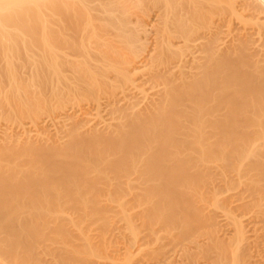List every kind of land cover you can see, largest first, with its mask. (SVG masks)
I'll return each instance as SVG.
<instances>
[{"label":"bare ground","instance_id":"bare-ground-1","mask_svg":"<svg viewBox=\"0 0 264 264\" xmlns=\"http://www.w3.org/2000/svg\"><path fill=\"white\" fill-rule=\"evenodd\" d=\"M57 96L0 137V264H264V0H0V117Z\"/></svg>","mask_w":264,"mask_h":264},{"label":"rangeland","instance_id":"rangeland-1","mask_svg":"<svg viewBox=\"0 0 264 264\" xmlns=\"http://www.w3.org/2000/svg\"><path fill=\"white\" fill-rule=\"evenodd\" d=\"M145 69L144 68H142V69H140L139 71H140V73H139V77H141L142 75H143V72L142 71H144ZM141 73H142V75H141ZM63 97H61V96H57V97H55L54 99L53 98H49L48 100L49 101H51L50 99H52V101L55 103L56 102V104H54V105H52V107L51 108H49V109H47V110H45L44 111V113H45V116H44V113L42 114V118H40L39 120H40V122H41V124H39V123H37V122H35V120H33L32 118H30L31 116H29V115H27L25 112H26V110H25V112H24V118H23V120H20V121H17V122H14L13 121V123L15 124H13L12 122H10L11 120H9V118H8V116L9 115H14V114H18V112L19 111H13L12 110V112L11 111H9L8 110V112H6V111H4L5 113H6V115H5V113H4V116L3 115H1V117H4V118H2L1 119V117H0V137H4V136H6V135H10V134H14V133H16V131L18 132V131H20V130H22V128L23 129H27L30 133L32 132V136L33 137H39L40 136V139H46V136H47V132H50L49 134H53V133H55L54 131H55V125H59V124H61L62 123V120H65V118L66 119H68V117H72V115L74 114V112L76 111V110H78V108H79V104L81 105V106H85V105H87V107H89V103L91 104V103H95L94 102V99L92 98H87L86 100H89V101H87L86 102V100H84V101H78V103L79 102H81V103H77V104H75L76 103V101H71V98L70 99H67L66 97L64 98V99H62ZM64 101L62 104H61V101L62 100ZM67 101H66V100ZM54 100H57V101H54ZM61 100V101H60ZM71 102H70V101ZM90 101H92V102H90ZM57 103L59 104V105H57ZM61 104V105H60ZM83 104V105H82ZM70 105V106H69ZM77 105V106H76ZM55 106V107H54ZM59 106V107H58ZM86 107V106H85ZM92 109L93 108H95V106H93V104H92ZM51 109V110H50ZM61 109V110H60ZM10 112V114H8ZM54 112V113H53ZM56 113V114H55ZM68 113V114H67ZM92 113V112H91ZM62 114H64V116L62 117ZM8 115V116H7ZM67 115V116H66ZM56 117V118H55ZM92 119H91V118ZM89 117V119H91L90 120V123H92V124H94V122L96 121V122H98L99 121V119H98V114H97V111H95V110H93V113H92V115ZM8 118V120H6ZM50 118V119H49ZM57 118H59V119H57ZM48 119V120H47ZM56 119V120H55ZM60 119H62V120H60ZM46 121V124H44L43 125V121ZM52 120H54V121H52ZM92 120H93V122H92ZM21 121H22V123L24 124V125H21L22 123H21ZM58 121V122H57ZM61 121V122H60ZM8 122H10V123H8ZM54 123V124H53ZM57 123H59V124H57ZM27 124H28V127H27ZM34 124V125H33ZM37 124H39V125H37ZM2 125V126H1ZM26 125V126H25ZM38 126V128L41 130V131H43V132H36V130L37 131H39L37 128H35L34 129V126L35 127H37ZM42 126V127H41ZM45 126V127H44ZM49 126V127H48ZM7 129H6V128ZM25 127V128H24ZM33 127V128H32ZM41 127V128H40ZM46 128H48V129H46ZM10 129V130H9ZM13 129V130H12ZM17 129V130H16ZM43 129H45V131L43 130ZM8 130V131H7ZM16 130V131H15ZM49 130V131H48ZM45 132V133H44ZM37 133H39V136H38V134ZM47 133V134H46ZM41 134V135H40ZM48 134V135H49ZM45 137V138H44ZM241 187V188H240ZM239 188H237V190L235 191H231L230 193H229V195H231V194H234V196L237 198L238 196H239V194H241L242 192H240V191H244L245 190V187H243L242 185L240 186ZM239 190V191H238ZM237 193V194H236ZM236 194V195H235ZM238 195V196H237ZM233 196V195H232ZM210 201H212V200H210ZM211 205V204H210ZM249 205H252V204H249ZM254 205H255V203H254ZM96 206V205H95ZM94 205L93 206H88L87 207V209L85 208V210H83L86 214H88L89 215V217H87L86 216V214L83 212V214H84V217H87L88 219H89V221H88V223L89 222H93V225L90 227V228H92V229H95V228H97V227H99L98 225L101 223V226L104 228V226H103V222L101 221V216H102V214H101V210H102V207H104L105 206V202H102V204L100 203V204H97V206L95 207ZM117 206V205H116ZM214 205H211L210 206V208H209V210H211L212 211V213H213V216L215 215V216H218V217H216V220H218V221H220L221 222V224L223 225V227L224 226H226V227H224V230L227 232V229H228V232H235L236 231V228L233 226V224L231 225V227H230V229H229V226L228 225H230V222L231 223H233L232 221V219L231 218H229V215H227L225 212H222V210H218L217 211V209H218V207L216 206V208H215V206L213 207ZM248 206V204H244L243 205V203L242 204H240V203H236L235 205H233V209L236 211V213H235V211H234V216H236V219H237V221H238V223H240V224H242L243 225V223L245 224V225H243V227H244V229H246L245 231L248 233L247 234V237H252L251 239H249L248 240V242L251 244V246L250 247H252V249H251V251H253V249H254V251L255 252H253L252 253V255H253V257H252V259L251 260H256L257 259V254H259V252L262 250V249H260L261 247H259V246H261L264 242H263V240H264V228H263V226H264V217H263V215L264 214H262V215H258V213H260V211H258V209L259 208H257L256 207V205L255 206H250V207H247ZM93 207V208H92ZM236 207H238V208H236ZM89 208V209H88ZM96 208V209H95ZM212 208V209H211ZM214 208H215V210H214ZM251 208V209H250ZM190 209H192V208H190ZM239 209H240V211H239ZM93 210V211H92ZM117 209H115V211H116ZM189 210V209H188ZM187 211V210H186ZM192 211V210H191ZM216 211V212H215ZM250 211H251V213H250ZM256 211V212H255ZM96 213V215H94L95 213ZM97 212H99V213H97ZM194 211H192V212H189V213H193ZM222 212V215L220 214ZM239 212V213H238ZM186 213V214H185ZM184 214L185 215H187V216H189V214H188V212H185ZM224 213V214H223ZM245 213V214H244ZM92 214L94 215V218H93V216H92ZM219 214V215H218ZM101 215V216H100ZM223 215L225 216L224 218H226V220H227V218H229V220H227V221H230V222H227V221H223L224 220V218H222L223 217ZM243 215H245V216H242ZM100 216V217H99ZM109 216H111L110 217V219L109 220H107L106 218H105V221H109V222H107L106 224H107V227H109L110 229L111 228H116V234L119 232V231H122V230H125V228H126V226L127 225H125V223H124V221H122V220H120L121 218V216H122V214L120 215V214H116L115 212H114V214L113 213H110L109 214ZM251 216V217H250ZM253 216V217H252ZM238 217V218H237ZM240 217H242V218H240ZM244 217H246V218H244ZM257 217V218H256ZM261 217V218H260ZM86 218V219H87ZM98 218V219H97ZM239 218L241 219V221L239 220ZM87 219V220H88ZM114 220V221H113ZM245 220V221H244ZM248 220V221H247ZM207 221L208 220H206V223H207ZM260 221H263V222H260ZM87 222V221H86ZM95 222V223H94ZM243 222V223H242ZM97 223V224H96ZM249 223H250V225H249ZM254 223H255V225H254ZM259 223V224H258ZM76 224L77 223H75V225H74V223L72 224V223H68V226H66V228H70V229H72V230H74V229H76ZM95 224V225H94ZM121 226L124 228V229H122L121 228ZM254 226H255V228H254ZM232 227H234L235 228V230H233L234 228H232ZM261 227V228H260ZM119 228H121V229H119ZM226 228V229H225ZM260 228V229H259ZM230 230V231H229ZM254 230V231H253ZM256 231H258V233L256 232ZM47 233H48V231H46ZM250 234H252V235H250ZM259 235V236H258ZM253 237H254V239H253ZM257 238H259L258 240H255V239H257ZM252 240V241H251ZM260 240H261V242H260ZM209 240L208 239H206V240H204L203 242H208ZM253 241H255V242H253ZM263 242V243H262ZM262 243V244H261ZM259 244H261V245H259ZM103 244L101 243H98V244H96V246H102ZM259 245V246H258ZM256 247L257 248H259L258 250L256 249ZM227 253H229L230 252V250L228 249L227 251H226ZM256 253V254H255ZM261 253V252H260ZM254 256H256V257H254Z\"/></svg>","mask_w":264,"mask_h":264}]
</instances>
